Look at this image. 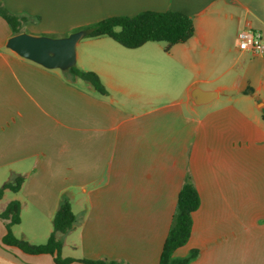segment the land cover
<instances>
[{"label": "crops", "instance_id": "0c3cea01", "mask_svg": "<svg viewBox=\"0 0 264 264\" xmlns=\"http://www.w3.org/2000/svg\"><path fill=\"white\" fill-rule=\"evenodd\" d=\"M0 4L28 19L21 33L33 36L66 37L145 11L181 12L194 22V36L168 55L156 43L131 50L86 38L78 68L99 76L108 91L100 95L9 50L14 35L0 16V188L25 178L19 192L5 190L0 213L20 202L16 238L45 244L66 197L77 217L58 235L69 264H159L189 180L201 203L190 240L173 258L196 251L190 264H264V55L240 50L238 40L251 29L264 43V0ZM195 89L213 95L196 104ZM9 223L0 218V264H56L52 255L5 245Z\"/></svg>", "mask_w": 264, "mask_h": 264}, {"label": "trees", "instance_id": "16d2710c", "mask_svg": "<svg viewBox=\"0 0 264 264\" xmlns=\"http://www.w3.org/2000/svg\"><path fill=\"white\" fill-rule=\"evenodd\" d=\"M0 16L9 24L13 35L21 33L22 24L28 19L10 13L0 4ZM89 34L86 38L97 39L108 37L127 49H137L147 43H166L165 52H170L176 44L185 43L194 36V22L192 18L181 12L145 11L133 17H111L85 28ZM66 73L74 78H80L90 84L100 95H107L108 91L99 76L91 71H84L76 65ZM25 178L15 176L0 188V199L5 190L19 192ZM200 196L194 186L186 180L177 199V206L172 218L169 234L164 242L159 264H190L197 252L192 251L187 258L175 260L173 254L184 247L190 240L193 227V213L199 207ZM21 204L12 201L0 213V218L10 219L7 234L3 243L17 247L30 255L49 254L54 257L56 264H69L72 259L62 258L63 244L58 235L69 233L76 224L77 217L72 211L70 201L62 197L58 210L53 219L54 231L45 244L31 245L25 240L16 238L11 227L20 223ZM85 264H118L112 261H83Z\"/></svg>", "mask_w": 264, "mask_h": 264}, {"label": "water", "instance_id": "95a60500", "mask_svg": "<svg viewBox=\"0 0 264 264\" xmlns=\"http://www.w3.org/2000/svg\"><path fill=\"white\" fill-rule=\"evenodd\" d=\"M87 30H80L66 37L33 36L20 33L12 36L6 47L20 57L43 66L46 69L68 71L77 63V46L88 36ZM212 93H204L200 89L192 92L195 103L198 104Z\"/></svg>", "mask_w": 264, "mask_h": 264}, {"label": "built area", "instance_id": "2783aa9c", "mask_svg": "<svg viewBox=\"0 0 264 264\" xmlns=\"http://www.w3.org/2000/svg\"><path fill=\"white\" fill-rule=\"evenodd\" d=\"M238 40L240 50H251L258 55H264V43L260 33H255L251 29L241 30L238 33Z\"/></svg>", "mask_w": 264, "mask_h": 264}, {"label": "rangeland", "instance_id": "374dc122", "mask_svg": "<svg viewBox=\"0 0 264 264\" xmlns=\"http://www.w3.org/2000/svg\"><path fill=\"white\" fill-rule=\"evenodd\" d=\"M86 27H83L82 29H80V30H86L85 29ZM80 30H76V31H74V32H72V33H75V32H78V31H80ZM72 33H70V34H72ZM69 34V35H70ZM60 38V37H59ZM86 39V38H85ZM85 39H83L79 44H78V47H77V55H78V49L80 48H82V45L85 43L84 41H87V40H85ZM154 47H156V48H158L160 51H162V53L164 54V55H168V53L167 52H165V48H166V46H167V44L166 43H156V44H154L153 45ZM76 67L78 68L79 67V64L77 63L76 64ZM180 82L182 81L181 79H179V78H177ZM172 88H178V86H179V82L178 81H172V84L170 85ZM181 86V85H180ZM11 197H12V194H11Z\"/></svg>", "mask_w": 264, "mask_h": 264}]
</instances>
